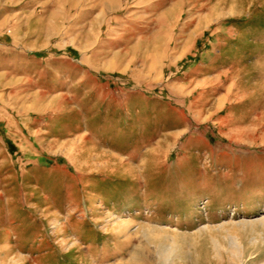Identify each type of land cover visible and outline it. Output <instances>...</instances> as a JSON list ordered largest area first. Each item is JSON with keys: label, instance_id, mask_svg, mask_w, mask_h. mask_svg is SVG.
Instances as JSON below:
<instances>
[{"label": "rangeland", "instance_id": "374dc122", "mask_svg": "<svg viewBox=\"0 0 264 264\" xmlns=\"http://www.w3.org/2000/svg\"><path fill=\"white\" fill-rule=\"evenodd\" d=\"M0 264H264V0H0Z\"/></svg>", "mask_w": 264, "mask_h": 264}]
</instances>
